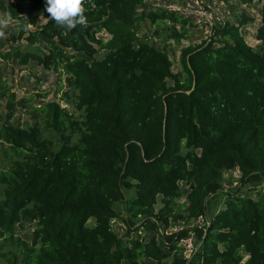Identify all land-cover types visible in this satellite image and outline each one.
Returning <instances> with one entry per match:
<instances>
[{
  "label": "trees",
  "instance_id": "obj_1",
  "mask_svg": "<svg viewBox=\"0 0 264 264\" xmlns=\"http://www.w3.org/2000/svg\"><path fill=\"white\" fill-rule=\"evenodd\" d=\"M147 2L92 0L88 27L67 30L55 26L46 0H0L24 22L13 39L26 41L3 58L65 73L63 98L80 112L42 102L28 106L34 123L18 125L19 102L2 91L0 264H264V191L245 189L264 180V0L257 47L246 38L253 20L241 14L184 48L180 72L140 30L164 22V41L179 42L194 19ZM40 15L49 18L38 23ZM236 168L240 185L225 188V172ZM182 183L185 215L175 204ZM125 190L134 194L122 237L112 222ZM220 192L225 205L208 217L207 200ZM199 216L209 225L157 238L170 218ZM191 229L199 247L187 259L179 239Z\"/></svg>",
  "mask_w": 264,
  "mask_h": 264
},
{
  "label": "rangeland",
  "instance_id": "obj_2",
  "mask_svg": "<svg viewBox=\"0 0 264 264\" xmlns=\"http://www.w3.org/2000/svg\"><path fill=\"white\" fill-rule=\"evenodd\" d=\"M10 1V0H7ZM198 1L202 6L207 4L209 10L213 12V23L204 24L203 22L194 20V24L190 26L187 36L179 42L170 40L164 41V33L162 32V27L165 23L162 22L158 25H151L150 21L142 23L140 34L149 33L150 42H156L161 47H166L172 62L173 71H182L181 66V53L182 50L189 45L199 44L203 40L212 35L213 29L215 27L219 28L222 26L224 20L231 21L241 14H245L247 18H251L247 29L246 38L250 45L258 46V41L255 39L256 24H259L261 20V15L259 14V3L258 0H253L252 3H248L247 0H229V2L223 0H164V4H175L179 8H187L193 2ZM149 9H158L159 0H148ZM166 9V8H165ZM0 14H5L0 10ZM48 16L40 15L38 17V23H44L48 20ZM24 25L23 21L11 20L7 30V38L0 39V125L6 121L9 113L8 98L2 96V91L7 88L8 91L15 94V99L18 103L17 111L11 122L18 125H25L27 122L34 123L36 118L34 116L33 108L28 107L30 105L40 107L42 102L48 101H58L63 107H67L71 112H74L76 116H80V112L77 110L74 104L68 103L67 99H64V93L69 89L67 85V75L55 69L45 68L43 66L37 65L32 62L29 65H20L12 60H6L3 58V54L14 51L21 44H24L22 48H26L25 39H13V32L20 31V28ZM29 28H33L29 25ZM159 31V34L156 32ZM99 36L107 38L105 33H100ZM105 52L102 50L99 57L102 58ZM172 83L171 80H169ZM26 99V103H21L20 101ZM23 104V105H22ZM0 169H2V164L0 162ZM242 173L236 168L234 170L225 172L224 174V186L228 189H236L240 185ZM264 180L255 183H248L245 189L257 188L251 190L253 197H256L258 191L263 190ZM188 187L182 183L181 193L179 197L175 199L177 211L185 215V201L186 192ZM134 194L133 190L124 191V199L115 204V209L118 213V217L113 220L112 225L116 232L122 237L125 236L127 232V226L123 222V217L126 214V200ZM226 195L224 192L211 195L208 202V217H212L215 212L224 207L226 202ZM163 203L160 200L157 209L162 207ZM90 223H93L91 221ZM194 226H202L201 223H195L194 221H189L186 218L174 221L172 218L169 219L168 224L161 227L160 232H158L157 238L161 240V236H167L170 234H175L181 229L192 228ZM142 232L145 234L147 231L142 228ZM188 234H195L196 247H199V236L194 230H190ZM222 247V246H221ZM193 258V257H192Z\"/></svg>",
  "mask_w": 264,
  "mask_h": 264
},
{
  "label": "clouds",
  "instance_id": "obj_3",
  "mask_svg": "<svg viewBox=\"0 0 264 264\" xmlns=\"http://www.w3.org/2000/svg\"><path fill=\"white\" fill-rule=\"evenodd\" d=\"M86 3L91 4L92 8L96 7L92 0H46L45 10L57 28L67 30L76 29L77 26L87 28ZM11 19L10 14H0V39L7 38L5 30Z\"/></svg>",
  "mask_w": 264,
  "mask_h": 264
},
{
  "label": "built area",
  "instance_id": "obj_4",
  "mask_svg": "<svg viewBox=\"0 0 264 264\" xmlns=\"http://www.w3.org/2000/svg\"><path fill=\"white\" fill-rule=\"evenodd\" d=\"M221 1H223V0H221ZM159 5H160L159 7H162L164 9L166 8V9L171 10V11H178L181 15H183L185 17H191L195 21H197V19H199V21L203 22L204 24H212L213 23V12L211 11V9L209 10V8L207 7V4H204L202 6L201 4H199L198 1H195L189 7L183 9V8H179L175 4H164V0H159ZM225 21L226 20H224V22ZM262 191H264V185H263ZM190 221H194L195 223H201L202 226H194V227H198V228H204L207 225H209V223H210L208 221V219H206L203 216L192 218V220H190ZM194 227H192V228H194ZM181 230H183V229H181ZM181 230H179V231H181ZM178 232H176V233H178ZM196 245H197V243L195 240V234H188L186 236H182L179 239V246L182 248L183 254H184L185 258H187V259H191L194 256V254L197 252Z\"/></svg>",
  "mask_w": 264,
  "mask_h": 264
},
{
  "label": "water",
  "instance_id": "obj_5",
  "mask_svg": "<svg viewBox=\"0 0 264 264\" xmlns=\"http://www.w3.org/2000/svg\"><path fill=\"white\" fill-rule=\"evenodd\" d=\"M193 89H194V87H193ZM188 93H190V91H188Z\"/></svg>",
  "mask_w": 264,
  "mask_h": 264
}]
</instances>
